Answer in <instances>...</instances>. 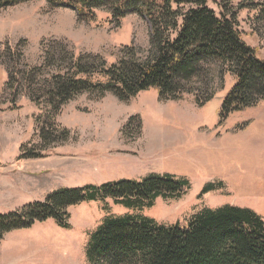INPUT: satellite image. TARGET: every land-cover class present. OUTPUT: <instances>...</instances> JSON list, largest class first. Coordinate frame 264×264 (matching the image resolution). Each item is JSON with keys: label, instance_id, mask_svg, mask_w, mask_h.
<instances>
[{"label": "rangeland", "instance_id": "obj_1", "mask_svg": "<svg viewBox=\"0 0 264 264\" xmlns=\"http://www.w3.org/2000/svg\"><path fill=\"white\" fill-rule=\"evenodd\" d=\"M251 4L264 0H210L208 6L218 16L236 12L243 40L264 59V17L251 8L240 9ZM151 37V24L139 13L117 24L107 11L83 22L73 8H52L46 0L0 9V214L44 202L62 188L164 174L191 183L180 200L160 198L143 211L111 199L84 202L69 209V230L48 220L8 233L0 242V264H92L87 255L91 237L111 216L138 213L160 224L185 226L203 209L232 205L264 219V101L224 118L223 103L236 80L222 78L219 65L202 67L186 86L206 94L214 90L203 105L188 94L162 100L156 88L128 102L111 93L103 99L80 95L57 117L70 130L68 142L51 145L42 151L44 158H20L23 150L42 148L37 117L46 109L27 93L25 72L40 68L32 78L42 85L52 72L45 49L53 46L59 53L54 42L61 43L76 56L99 55L111 66L126 48L147 51ZM11 49L23 54L19 63ZM19 71L10 89L9 75ZM208 185L215 189L204 192Z\"/></svg>", "mask_w": 264, "mask_h": 264}, {"label": "trees", "instance_id": "obj_2", "mask_svg": "<svg viewBox=\"0 0 264 264\" xmlns=\"http://www.w3.org/2000/svg\"><path fill=\"white\" fill-rule=\"evenodd\" d=\"M29 1L0 0V9ZM46 1L52 8H73L83 22L95 21L99 11L109 12L117 24L129 14L139 13L149 20L152 37L147 51L126 48L111 66L99 55L76 56L61 43L54 42L59 53L53 46L45 49L52 72L42 85L32 78V71L40 68L25 72L27 93L39 108L46 109L37 117L42 148L41 152L23 150L21 159L44 158L48 147L68 142L70 130L61 127L57 117L65 105L86 93L98 99L111 93L128 102L156 88L162 100L177 101L188 94L203 105L214 90L206 94L201 88V92H193L186 86L202 67L219 65L222 78L230 75L236 80L223 103L224 118L264 101V59L243 40L237 13L218 16L209 8L210 0ZM245 8L264 17V4L240 7ZM11 50L19 63L23 54ZM16 74L21 75L22 71L9 75L10 89H14ZM190 189L187 178L171 174L151 175L142 181L62 188L44 202L1 213L0 242L8 233L48 220L69 230V209L84 202L108 203L111 199L116 205L143 211L152 208L160 198L180 200ZM214 189L208 185L204 192ZM87 255L92 264H264V219L253 210L232 205L203 209L185 226L160 224L138 213L111 216L92 235Z\"/></svg>", "mask_w": 264, "mask_h": 264}]
</instances>
